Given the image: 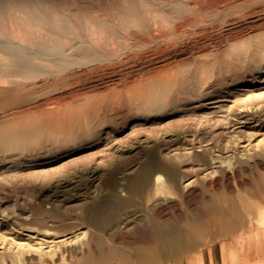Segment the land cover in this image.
Segmentation results:
<instances>
[{
    "label": "rangeland",
    "instance_id": "1",
    "mask_svg": "<svg viewBox=\"0 0 264 264\" xmlns=\"http://www.w3.org/2000/svg\"><path fill=\"white\" fill-rule=\"evenodd\" d=\"M109 1L0 0V264H264V0Z\"/></svg>",
    "mask_w": 264,
    "mask_h": 264
},
{
    "label": "bare ground",
    "instance_id": "2",
    "mask_svg": "<svg viewBox=\"0 0 264 264\" xmlns=\"http://www.w3.org/2000/svg\"><path fill=\"white\" fill-rule=\"evenodd\" d=\"M35 1H36V0H35ZM39 1H40V0H39ZM45 1H48V0H45ZM122 1H123V0H122ZM133 1H135V0H133ZM137 1L139 2L138 5L141 4V5H143V7L145 8L144 10H142V8H141V10H142V14H143V16L145 17V19H146V18H148L149 20H150V19H153V20L156 21V23H158V24H159L161 21H162L161 23H163V21H164V23H165L166 25H165V26H162V27L165 28L166 26H168V25H167V24H168V21L165 22V20H163V19H165V18L167 17V14H168L166 11H164V10H165V7H167V6H163V7H162V11H161V9H160V8L158 9L156 6H155L154 8H152V6H150V3H151V2H150L149 0H137ZM158 1H160V0H158ZM165 1H166V0H165ZM165 1H164V2H165ZM168 1L171 2L172 0H171V1L168 0ZM176 1H177V2H180V1L183 2L184 0H179V1L176 0ZM176 1H174V2L172 1V2L175 4ZM185 1L187 2L188 0H185ZM221 1H222V0H209V1L207 2V0H203V2H205V4H206L207 6H209V7L212 9V11H213V9L215 8V7L212 8V6L214 5V6L217 7V6H218L217 3L221 2ZM223 1H225L224 5L228 2V0H223ZM226 1H227V2H226ZM229 1H230V0H229ZM234 1H235V0H234ZM41 2H42V1H41ZM43 2H44V1H43ZM52 2H53V1H52ZM55 2H56V1H55ZM55 2H53V3H55ZM67 2H68V1H67ZM84 2H85V1H84ZM86 2H87V1H86ZM124 2H127V1L124 0ZM189 2H190V0H189L187 3H189ZM199 2H200V0H199ZM206 2H207V3H206ZM232 2H233V1H230L229 3L231 4ZM74 3H76V2H74ZM89 3H90V2H89ZM109 3H111V1H109ZM127 3H128V2H127ZM130 3H131V2H130ZM153 3H154V2H153ZM167 3H168V2H167ZM183 3H184V2H183ZM187 3H186V5H187ZM196 3H197V0L195 1V6H196ZM229 3H228V4H229ZM45 4H46V3H45ZM68 4L70 5L71 3L68 2ZM68 4H65L66 7H69ZM98 4H99V3H98ZM98 4H97V5H98ZM106 4H107V2H106ZM128 4H129V3H128ZM128 4H127V5H128ZM131 4H132V3H131ZM136 4H137V3H136ZM160 4H162V3H160ZM160 4L158 3V5H160ZM179 4H180V3H179ZM184 4H185V3H184ZM190 4H192V2H191ZM193 4H194V3H193ZM200 4H201V2L199 3V6L197 5L198 8L201 7ZM49 5H50V3H49ZM71 5H72V4H71ZM73 5H74V4H73ZM76 5H77V4H76ZM81 5H83V4H81ZM104 5H105V4H104ZM110 5H111V8H110V9H109L108 7H107V8H103V6H102L103 9H107L106 11L103 10V12L105 11V13H103V14L111 15L112 17H115V18H113V19H114V20L116 19V20H115L116 22H117V20H118L119 23H121L120 25L123 26V27H121V28H124V25H128L130 22H132V20H133L132 15H133V14L131 15V13L128 11V10H129L128 6H127V7L125 6V8H127L128 10L124 9V8L122 7L121 3H120L118 0H113L112 3H111ZM141 5H140V7H141ZM155 5H156V4H155ZM181 5H182V4H181ZM226 5H227V4H226ZM58 6H59V5H58ZM74 6H75V5H74ZM84 6H87V5H84ZM84 6H82L83 8L81 7L82 10H79V13H78L79 18L81 17V18L83 19V21H84V19H86L87 22H89V23L92 22V23H95V24L97 23V24H98L99 22H101L102 17H103V14H101V13L99 12V10L97 11V13H99V14L97 15V13H96V11H95L96 15H94V14H93L94 11H91V10L88 9L87 7H85L86 9H84ZM88 6H89V5H88ZM90 6H91V5H90ZM99 6H100V5H99ZM99 6H98V7H99ZM106 6H108V5H106ZM170 6H171V4H170ZM193 6H194V5H193ZM204 6H205V5H204ZM222 6H223V2H222ZM70 7H71V6H70ZM77 7H78V6H76V9H75V10H78ZM92 7H93V6H92ZM92 7H90V8H92ZM94 7H95V6H94ZM94 7H93V9L96 10V8H94ZM109 7H110V6H109ZM138 7H139V6H138ZM183 7H188V6H183ZM190 7H191V6H189V8H190ZM197 7H196V8H197ZM209 7H208V8L206 7L208 10H207L206 8H205L204 10H205V11L207 10L208 12H210L211 9H210ZM218 7H219V6H218ZM218 7H217V8H218ZM12 8H13V7H12ZM12 8H11V9H12ZM60 8H61V7H60ZM73 8H74V7H73ZM163 8H164V9H163ZM198 8H197L196 10H199ZM61 9H63V6H62ZM68 9H69V8H68ZM68 9L66 8L67 11H68ZM70 9H71V8H70ZM178 9H179V8H178ZM201 9H203V6L201 7ZM209 9H210V11H209ZM73 10H74V9H73ZM73 10H70V11H73ZM75 10H74L73 12H76ZM108 10H110V12H109ZM188 10H189V9H188ZM188 10H187V11H188ZM191 10L196 11V10H195V7H194V9H191ZM191 10H189V14H188V15H190L191 13H193V11H191ZM204 10H202V12H204ZM217 10H218V9H216V11H217ZM163 11L166 12L167 14H162ZM167 11H168V9H167ZM190 11H191V13H190ZM73 12H71V13H73ZM183 12H184V11H183ZM198 12L201 13V10H199ZM11 13H12V12H11ZM68 13H69V12H68ZM71 13H70V14H71ZM135 13H137V12H135ZM180 13H181V12H179V14H180ZM194 13H195V12H194ZM196 13H197V11H196ZM196 13H195V14H196ZM204 13H206V12H204ZM8 14H9V13H8ZM63 14H64V13H63ZM174 14H175V16H176V13H174ZM49 15H50V13H49ZM54 15H55V14H54ZM74 15H75V13H74ZM76 15H77V14H76ZM164 15H166L165 18H164ZM169 15H170V14H169ZM7 16H8V15H7ZM10 16H11V15H10ZM104 16H105V15H104ZM172 16H173V15H172ZM172 16L170 15L171 18H170L169 16H168V17H169L171 20H174V21H177V20H178V19L175 20L174 18H172ZM175 16H173V17H175ZM192 16H193V15H190L189 18H188L187 15H186L187 20L190 19V17H192ZM57 17H58V15H57ZM168 17H167V19H168ZM9 18H10V17H9ZM59 18H60V17H59ZM70 18H71V17H70ZM72 18H73V17H72ZM77 18H78V17H77ZM55 19H56V18H55ZM74 19H75V18H74ZM109 19H110V16H109ZM140 19H141V18H140ZM142 19H143V18H142ZM161 19H162V20H161ZM167 19H166V20H167ZM185 19H186V18H185ZM199 19H200V18H199ZM199 19H197V20H199ZM15 20H16V19H14V21H15ZM149 20H147L148 22L146 21L147 24L150 23V22L152 21V20H151V21L149 22ZM171 20H170V21H171ZM193 20H196V19H193ZM197 20H196V21H197ZM203 20H204V19H202L201 21H203ZM14 21H13V23H14ZM76 21H77V20H76ZM154 21H153V22H154ZM159 21H160V22H159ZM178 21H179L180 23H182V22H184L185 20H184V18H183L182 22H181L180 20H178ZM201 21H200V22H201ZM66 22H67V20H66ZM73 22H74V20H73ZM137 22H141V21L139 20V21H137ZM137 22H136V23H137ZM143 22H144V21H143ZM153 22H151L152 25H153ZM172 22H173V21H172ZM172 22H171V24H172ZM179 22H177V23H179ZM16 23H18L17 20H16ZM151 23H150V24H151ZM180 23L178 24V26H179V25H182V24H180ZM185 23H186V21H185L183 24L185 25ZM190 23H192V22H190ZM193 23H194V21H193ZM193 23H192V24H193ZM198 23H199V22H198ZM204 23H205V20L203 21V23L201 22V24H203V25H204ZM38 24H39V23H38ZM99 24H101V23H99ZM122 24H123V25H122ZM137 24L139 25V23H137ZM137 24H135V25L137 26ZM150 24H148V25L150 26V27H148V28H149V30H151V29L154 30L153 32H152V30H151L152 33H155V31H157L156 29H158V27L160 28L159 25H158V27H155V22H154V25H153L155 28H153ZM175 24H176V23H175ZM175 24H174V25H175ZM186 24H188V26H189V23H186ZM196 24H197V23H196ZM39 25H40V24H39ZM118 25H119V24H118ZM118 25H116V28L118 27ZM120 25H119L118 29H120ZM130 25H132V24H130ZM140 25H141V24H140ZM140 25H139V26H140ZM144 25H145V22H144ZM160 25H162V24H160ZM172 25H173V24H172ZM194 25H195V24H193L192 26H194ZM1 26H3V25L1 24ZM19 26H20V25H19ZM19 26H18V27H19ZM67 26H69V25H67V23H66V24L59 25V28L62 29V28H66ZM133 26H134V25H133ZM176 26H177V25H175V27H176ZM178 26H177V27H178ZM185 26H187V25H185ZM195 26H197V25H195ZM89 27H91V26H89ZM134 27H135V26H134ZM142 27H143V25H142ZM162 27L160 28V30H158V33H160L161 35H163V32H162L163 29H162ZM170 27H172V26L169 25V27H168L167 30H170V31L173 30V29L170 28ZM173 27H174V26H173ZM179 27H180V28H183V29L185 28L184 26H183V27H182V26H179ZM1 28H2V27H1ZM13 28H14V25H13ZM21 28H23V27H21ZM24 28H26V27H24ZM31 28H32V27H31ZM126 28H127V27H125V29H126ZM131 28H132V27H131ZM137 28H138V26H137ZM139 28H140V27H139ZM143 28H145V27H143ZM143 28H142V29H143ZM169 28H170V29H169ZM189 28H190V26H189ZM92 29H94V28L92 27ZM161 29H162V30H161ZM176 29H177V28H175L173 31H175ZM24 30H25V29H24ZM24 30H23V31H24ZM164 30H165V29H164ZM185 30H187V28H186ZM12 31H13V30H12ZM18 31H21V29L18 30ZM18 31H16V33H18ZM27 31H28V29H27ZM86 31H87V30H86ZM159 31H161V32H159ZM24 32H25V31H24ZM41 32H42V31H41ZM164 32L166 33V31H164ZM14 33H15V31H14ZM20 33H22V31H21ZM152 33H151V35H152ZM158 33H157V34H158ZM165 33H164V34H165ZM168 33H169V31L167 32L166 35H168ZM178 33H180V32H178ZM11 34H12V33H11ZM25 34H26V33H25ZM108 34H109V33H108ZM157 34H155V35H157ZM160 34H158V35H160ZM171 34L174 35V34H177V32H175V33H170V35H171ZM18 35H19V34H17V36H18ZM22 35H23V33H22ZM153 35H154V34H153ZM155 35H154V36H155ZM158 35L156 36L157 38H158ZM161 35H160V37H164V35H163V36H161ZM166 35H165V36H166ZM173 35H172V36H173ZM13 36H14V35H13ZM15 36H16V35H15ZM15 36H14V38H15ZM94 36H95V35H94ZM154 36H153V38L156 39ZM11 37H12V36H11ZM11 37H10V38H11ZM21 37H22V36H21ZM21 37H20V39H21ZM45 37H46V36H45ZM160 37H159V38H160ZM136 38H137V37H136ZM29 39H30V36H29ZM0 40H1V39H0ZM13 40H14V39H13ZM16 40H17V37H16ZM83 40H84V39H83ZM92 40H93V39H92ZM100 40H101V38H100ZM141 40H142V39H141ZM21 41H22V40H21ZM21 41H20V42H21ZM22 42H23V41H22ZM91 42H93V41H91ZM10 43H11V42H10ZM16 43H17V42H16ZM106 43H107V42H106ZM262 44H263V43H262ZM15 45H16V44H15ZM32 45H33V44H32ZM68 45H69V44H68ZM68 45H67V46H68ZM90 45H91V44H90ZM256 45H257V44H256ZM0 46H1V44H0ZM30 46H31V45H30ZM99 46H100V45H99ZM258 46H259V45H258ZM31 47H32V46H31ZM97 47H98V46H97ZM255 49H256V48H255ZM262 49H263V48H262ZM78 50H79V49H78ZM30 51H31V50H30ZM260 51H264V50H260ZM24 52L26 53L27 51L24 50ZM88 52H89V51H88ZM91 52H92V51H91ZM257 52L260 53L259 51H257ZM27 53H28V52H27ZM203 65H204V64H203ZM203 65H202V67H203ZM198 66H199V65H197V67H198ZM202 67H200V68H202ZM204 67H205V65H204ZM201 70H202V69H201ZM166 77H167V76H166ZM170 78H172V77H170ZM166 79H167V78H166ZM168 79H169V78H168ZM168 79H167V80H168ZM163 80H164V79H163ZM170 80H171V79H170ZM164 81H165V80H164ZM141 94H142V93H141ZM68 114H69V113H68ZM74 115H75V114H74ZM67 116H68V115H67ZM73 117H74V116H73ZM57 119H58V118H57ZM59 119H60V118H59ZM71 119H72V121H71V125L73 126V123H72V122H74V120H73V118H71ZM78 119H79V117H78ZM78 119H77V120H78ZM63 120H64V119H62V122H63ZM66 120H67V119H66ZM69 122H70V121H69ZM59 124H60V123H59ZM16 125H17V124H16ZM57 126H59V125L57 124ZM60 126H61V125H60ZM23 127H24V126H23ZM58 128H59V130H61L60 127H58ZM69 128H70V126H69ZM55 129H56V127H55ZM55 129H54L53 131H55ZM59 130H58V132H60ZM51 132H52V131H51ZM55 133H57V132L55 131ZM149 167L151 168V166H149ZM150 168H149V169H150ZM153 169H154V168H153ZM158 169H159V168H158ZM150 170H151V169H150ZM150 170L146 171V174H145V176H144L146 182L149 181V180L151 179V176H153V181H154L155 183H158V182H160V181L163 179V177H162L161 175H152V174H154V173H152V171H150ZM155 171H156V170H155ZM157 171H158V170H157ZM157 171H156V172H157ZM144 173H145V172H144ZM145 181H144V183L146 184ZM142 182H143V180H142ZM144 183H143V184H144ZM138 184H139V183H138ZM143 184H142V185H143ZM145 184H144V185H145ZM140 185H141V184H140ZM245 255H246V254H245ZM247 264H248V261H247Z\"/></svg>",
    "mask_w": 264,
    "mask_h": 264
}]
</instances>
